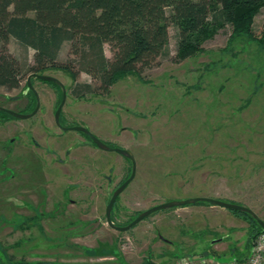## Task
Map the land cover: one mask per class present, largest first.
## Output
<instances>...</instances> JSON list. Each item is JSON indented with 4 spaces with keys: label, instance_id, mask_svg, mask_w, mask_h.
<instances>
[{
    "label": "rangeland",
    "instance_id": "obj_1",
    "mask_svg": "<svg viewBox=\"0 0 264 264\" xmlns=\"http://www.w3.org/2000/svg\"><path fill=\"white\" fill-rule=\"evenodd\" d=\"M263 25L264 7L254 19L257 36ZM169 36L156 66L141 79L124 76L108 95L76 99L68 73H43L67 89L65 126L88 128L136 159V177L119 196L113 223L124 226L156 205L197 197L244 205L264 221V43L234 36L226 25L211 31L201 52L177 62L173 24ZM8 47L22 64H33L32 49L14 39ZM105 52L112 56L109 46ZM28 76L18 89L0 88V106L29 113ZM78 82L91 78L81 74ZM33 84L43 106L35 119L0 114V264H172L183 255L226 262L248 254L255 223L219 206L162 210L127 232L112 229L106 209L131 161L92 149L77 131L59 130L61 92ZM31 133L48 136L42 144L49 156L34 153Z\"/></svg>",
    "mask_w": 264,
    "mask_h": 264
},
{
    "label": "trees",
    "instance_id": "obj_2",
    "mask_svg": "<svg viewBox=\"0 0 264 264\" xmlns=\"http://www.w3.org/2000/svg\"><path fill=\"white\" fill-rule=\"evenodd\" d=\"M263 7L264 0H0V88L18 89L27 75L61 70L75 82V98L108 95L124 76L141 79L145 70L158 64L172 24L178 30L177 62L201 52L211 31L226 25L234 36L264 43V25L259 36L253 29ZM11 39L33 50L32 65L9 52ZM66 44L67 58L60 61ZM81 74L91 82H78ZM234 212L255 223L250 244L264 233L248 214Z\"/></svg>",
    "mask_w": 264,
    "mask_h": 264
},
{
    "label": "water",
    "instance_id": "obj_3",
    "mask_svg": "<svg viewBox=\"0 0 264 264\" xmlns=\"http://www.w3.org/2000/svg\"><path fill=\"white\" fill-rule=\"evenodd\" d=\"M33 77L38 78L41 81L44 82H49V83H54L57 84L58 86L61 87L62 92H63V98L61 101V104L59 106V108L57 109L56 112V117H55V121H56V125L58 127H60V129L64 130V131H69V130H74L80 133H84L86 135H88L93 143L100 149L103 151H107V152H117L119 154H121L122 156H124L125 158H127L128 160L131 161L132 163V173L131 176L129 177V179H127L122 185H120L115 192L112 194V197L108 203L107 209H106V220H107V224L119 231V232H127L129 231L131 228L137 226L140 222H142L143 220H145L146 218L150 217L151 215H153L156 212L162 211V210H168V209H173V208H180V207H185V206H190V205H195L197 203H207L209 205L212 206H219L231 211H237L240 213H244V214H248L251 218H253L258 224L259 226L264 230V221L260 219V217L249 207H246L244 205H239L236 203H231V202H225L223 200H219V199H215V198H209V197H197V198H190V199H186V200H182V201H169L160 205H156L142 213H140L129 225L124 226V227H120V226H116L114 225L113 221H112V212L114 209V205L117 201V199L119 198V196L125 191V189L132 183V181L135 179L136 177V173H137V163H136V159L133 155V153L127 149H122V148H113L108 146L107 144H105L103 141H101L100 139H98L95 135H93L87 128L84 127H71V128H66L63 127L60 123V114L61 111L64 107V105L66 104L67 101V89L65 87V85L57 78L52 77V76H47V75H43V74H31L28 77V87L29 89H33L32 88V83L31 80ZM28 92V90L24 93L26 94ZM16 99V98H14ZM13 99V100H14ZM40 104L38 103L37 109L32 113V114H22L19 112H15L13 110L10 109H6L2 106H0V111L5 112L6 114L10 115L11 117L15 118V119H21V120H27L30 119L31 117H33L39 110ZM221 240H217L214 241L213 244L218 243Z\"/></svg>",
    "mask_w": 264,
    "mask_h": 264
},
{
    "label": "flooded vegetation",
    "instance_id": "obj_4",
    "mask_svg": "<svg viewBox=\"0 0 264 264\" xmlns=\"http://www.w3.org/2000/svg\"><path fill=\"white\" fill-rule=\"evenodd\" d=\"M35 80H39L38 78H36V77H33L32 78V88L33 89H29V87H28V78H27V81H26V88H27V90H28V92L25 94L26 95V97H29L30 99V102H29V113L28 114H32L36 109H37V106H38V103L40 104V107H39V110H38V112L33 116V117H31L30 119H35L38 115H39V113H41L42 111H43V106H42V102H41V98H40V94L38 93V91L34 88V84H33V82L35 81ZM39 81H41V80H39ZM42 82H44V81H42ZM44 83H49V82H44ZM49 84H52L55 88H57L58 89V91L59 92H61V95L59 94V93H55V95H56V111H55V115H54V118L56 117V112H57V109L59 108V106H60V104H61V101L62 100H60V103H59V97L60 96H62V98H63V92H62V89H61V87L60 86H58L57 84H54V83H49ZM68 96V95H67ZM77 99V98H76ZM67 102V101H66ZM66 105V104H65ZM65 105H64V107H65ZM64 107H63V109H64ZM5 108V107H4ZM6 109H8V108H6ZM63 109H62V111H61V114H60V123H61V125L63 126V127H66V128H71V126H65L64 125V114H63ZM1 113H5V112H2V111H0ZM20 113V112H19ZM55 124H56V121H55ZM34 126V125H33ZM57 126V125H56ZM58 127V126H57ZM73 127V126H72ZM35 129V128H34ZM58 129L59 130H61L62 132H66V131H64V130H62V129H60V127H58ZM88 129V128H87ZM89 130V129H88ZM34 131V130H33ZM68 131V130H67ZM80 133V132H79ZM81 134H83V136L87 139V142H86V145L87 146H90L92 149L94 148V149H99L94 143H93V141H92V139L88 136V135H86V134H84V133H81ZM94 135V134H93ZM31 142H32V147L34 148V153L36 154V153H38V151H40V150H43V151H45L46 150V144H42L43 142L42 141H45V139H47V137L48 136H44V139L43 140H40V139H38V137H37V135L35 134V133H31ZM83 144H85V143H82L81 145H83ZM86 145H84V146H86ZM45 154H46V156H49V152L47 153L46 151L44 152ZM67 154H69V152H67ZM59 161H62V160H60L59 159ZM132 173V172H131ZM130 176H131V174H130ZM129 176V177H130ZM129 177L127 178V179H129ZM107 179H108V181L110 182L111 181V178H109V177H107ZM127 179H125L124 181H122L121 183H119L118 185H117V187L113 190V192H112V194L115 192V190L120 186V185H122ZM112 194H111V196H110V199H111V197H112ZM109 199V200H110ZM119 199V198H118ZM118 199H117V201H118ZM117 201H116V203H117ZM116 203H115V205H116ZM114 205V206H115ZM41 215H44L43 213L41 214ZM134 220V219H133ZM132 222V221H131ZM130 222V223H131ZM130 223H128V224H126V225H124V226H127V225H129ZM114 225H116V226H120V227H124V226H121V225H117V224H115V222H114ZM134 228V227H133ZM113 229V228H112ZM132 229V228H131ZM220 242V241H219Z\"/></svg>",
    "mask_w": 264,
    "mask_h": 264
},
{
    "label": "built area",
    "instance_id": "obj_5",
    "mask_svg": "<svg viewBox=\"0 0 264 264\" xmlns=\"http://www.w3.org/2000/svg\"><path fill=\"white\" fill-rule=\"evenodd\" d=\"M172 264H264V233L256 236L249 246L247 255L230 261H220L206 255H183Z\"/></svg>",
    "mask_w": 264,
    "mask_h": 264
}]
</instances>
